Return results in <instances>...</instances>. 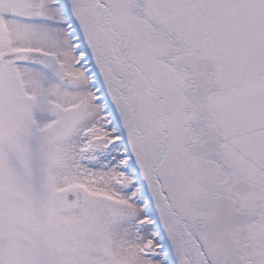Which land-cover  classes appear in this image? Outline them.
Segmentation results:
<instances>
[{"label": "snow or ice", "instance_id": "obj_1", "mask_svg": "<svg viewBox=\"0 0 264 264\" xmlns=\"http://www.w3.org/2000/svg\"><path fill=\"white\" fill-rule=\"evenodd\" d=\"M0 264H264V0H0Z\"/></svg>", "mask_w": 264, "mask_h": 264}]
</instances>
